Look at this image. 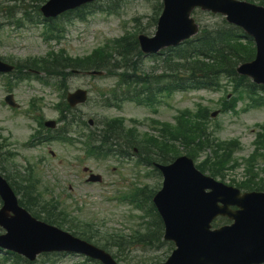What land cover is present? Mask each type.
I'll return each instance as SVG.
<instances>
[{
    "label": "rangeland",
    "instance_id": "rangeland-1",
    "mask_svg": "<svg viewBox=\"0 0 264 264\" xmlns=\"http://www.w3.org/2000/svg\"><path fill=\"white\" fill-rule=\"evenodd\" d=\"M159 3L160 0H107L104 7H111L114 13L96 12L87 16L83 22L73 21L70 24H66L65 19L58 20L56 22L60 25H66L65 34L59 43L46 44L43 39V25L26 23L20 13L21 10L25 11L35 19L43 3L38 0H0V57L17 62L27 58L44 57L49 50L56 51L61 48L72 57H83L103 44L106 39L116 38L125 31L134 30L133 27L137 25L133 21L134 18L139 19L140 27H146L144 33L152 36L155 26L150 24L151 18ZM10 16L21 20L23 24L19 29L10 23L8 19ZM193 16L199 25H207V28L220 27L221 18L218 16L201 11L195 12ZM39 17L42 18L41 15ZM141 62L143 64L140 67L141 70L150 73L153 66L152 60L142 58ZM51 79L47 78L50 81L46 85L34 78L18 82L12 77L7 79L0 77V135L7 139V150L12 153L6 167L19 168L22 171L32 167L34 174L40 180L39 189L46 192L43 199L46 201L50 198L55 199L59 202L60 210L63 209L66 213L67 217L60 220L64 223V229L69 228L70 224H79L81 227L76 226L75 230L86 232L82 230V227L93 225V241L100 246L106 245L109 252L115 254L117 247L106 243L116 239L115 236L129 237L133 231L132 227H137L141 222L138 219V212L128 204L120 203L117 200V194L130 192L134 185L148 184L152 187L159 182L160 187L161 178L150 174L151 167L134 168L136 156L126 161L113 157L87 158L76 140L74 144L55 140L36 147L25 144L33 131L37 129L35 120L26 111L30 99H42V104L39 106H41L42 117L45 119L57 120L59 117L55 105L61 100L62 92L54 87L56 79ZM9 82L12 85L15 100L21 105L17 112L2 102L6 91L5 84ZM114 83V77L106 75L89 77L74 73L67 79L64 91L65 93L73 92L77 88L89 91V101L79 107L85 121L92 119L95 126L97 121L123 118L126 128H129L132 126L130 120H135L139 122L135 127L140 135L144 132L154 135V131L149 127L150 119L174 123V117L178 112L185 109L195 111L199 105L207 107L209 114L219 111L214 118L210 117L208 132L212 138L221 142L238 139L242 146V149L234 154L238 161L250 154L256 125L264 123V107L242 110L247 97L240 100L235 112H220V99L225 93L231 92V84L225 81L222 89L217 92L209 90L175 92L170 97L161 99L155 108L150 109L128 102L120 110L104 108L98 104V99H102L98 92L113 87ZM29 112L37 115L35 111ZM60 126L61 124H58V127ZM215 139L213 141H216ZM216 144L219 142L216 141ZM85 167L93 173L100 174L102 183L93 185L85 183L82 176V169ZM243 172L242 166L234 172H229L225 183H229V179L233 177L240 180ZM261 177L264 178V165ZM123 243L125 250L123 254L121 253L122 255H119L121 257L119 264H158L159 261L160 263L165 261L171 253L167 246L155 250L149 247L147 249L129 247L126 242ZM13 261L12 257L0 252V264H12ZM37 261V264L42 263L40 257ZM42 264L90 263L85 262L81 257L59 255L53 260H45Z\"/></svg>",
    "mask_w": 264,
    "mask_h": 264
},
{
    "label": "water",
    "instance_id": "water-1",
    "mask_svg": "<svg viewBox=\"0 0 264 264\" xmlns=\"http://www.w3.org/2000/svg\"><path fill=\"white\" fill-rule=\"evenodd\" d=\"M87 0H51L42 11L54 16L67 8H73L77 3ZM199 6L203 10L220 13L227 16V20L242 27L252 35L257 44L256 60L244 66L239 72L253 75L264 81V9L238 3L234 0H165V10L159 19L158 30L154 38L139 37V44L144 53L157 52L159 49L178 43L181 39L195 33L191 20L188 19L191 10ZM81 93H79L80 95ZM71 105L75 101L70 98ZM83 97L80 95L78 101ZM165 175L162 192L155 201L165 215V239L172 240L178 249L172 254L165 264H252L264 262V227L261 229L257 223L264 225V197L253 194L240 196L232 188L213 183L212 180L200 176L194 171L189 161L177 160L168 167H161ZM210 189V194L204 190ZM5 210H15V202L7 190L3 194ZM224 203L225 208H217L215 214H227L236 223L230 227L232 230L222 229L213 233L207 231L211 216L205 217L200 209L192 212L191 207L198 204ZM237 205L244 210H251L252 214L238 217L236 213H228L227 205ZM262 210V211H260ZM260 211V212H259ZM35 223V221H32ZM19 223L21 233L29 232L31 238L42 237L39 244L26 247L22 244L23 235H17L13 226L7 221L3 224L9 229L10 234L0 238V245L13 249L16 248L28 255L34 256L45 249H80L66 236L62 237L34 228V224ZM241 222V224H240ZM38 225L37 223H35ZM249 231L245 237V231ZM242 236L236 238V233ZM37 235V236H36ZM20 237L14 243L8 237ZM38 237L36 238V240ZM17 243V244H16ZM68 250V249H66Z\"/></svg>",
    "mask_w": 264,
    "mask_h": 264
},
{
    "label": "trees",
    "instance_id": "trees-1",
    "mask_svg": "<svg viewBox=\"0 0 264 264\" xmlns=\"http://www.w3.org/2000/svg\"><path fill=\"white\" fill-rule=\"evenodd\" d=\"M74 13L78 17L80 16V10H77ZM240 34L241 33L235 29L221 28L220 30L217 29L208 32L204 31L201 35L186 42L183 46L167 51L168 55L166 56H168V59L165 61V63L169 62L171 64L169 60L172 56H176L179 59L184 58V61L186 60V62L183 64H176L175 70H171L170 73H173L174 71L182 72V70H184L183 72L189 74V77L196 78V84L204 85V83H201L204 77L216 78L222 73H231L228 71V69L234 68L238 61H249L253 58L254 51L252 50V46L250 44L244 46L246 49L241 47L243 45L239 43V39L241 38ZM133 53L139 54V51L135 37L130 36L123 40L113 41L109 45L94 51L90 56H87L83 59H73L61 52L57 55H51V57L47 59L25 62L24 66L28 69L40 70L47 73L55 72L58 74L60 73V75L68 68L78 70H111L110 62L115 60V55H117L119 60L115 61L120 65L117 64L113 68H123L125 71L120 74L121 79L124 77L128 79L124 86L126 91L120 90L119 92L122 93H117L115 90H111L109 92L111 100L117 102L123 96H125L126 93L134 92L138 86L148 90V84H151L152 82L161 83L165 81L167 76H172V74L168 75L169 72L166 70V68H163L161 72L157 74V76L152 78L147 77V74L145 73H138V71L135 70L137 68V61L133 60ZM204 58L209 59L210 62L206 63L204 61L198 60ZM129 69H131V72H128ZM176 77H179V75H176ZM103 126L102 132L104 136L100 140L99 144L96 145L95 143H92L89 145V148L92 152H96L104 147L110 146L105 140L106 138L108 140H121L126 144L137 145L139 150L144 151V154L148 158L153 156L152 160L159 163H165L167 159L180 154L178 153L177 149H171L167 143L160 142L158 140H153L152 147L154 149H147L144 144L139 143L133 132L129 133V131L123 130L121 122L118 120L107 121L103 123ZM188 135L191 137L189 140L193 142L197 141V145L203 144L202 147H209L212 145L209 144L206 138L203 137V132L200 130H197L196 132H190ZM217 150H221V153L214 151L213 157L218 163V166L215 165L216 173L220 175L229 164L231 153L230 151L224 153V147L219 145L217 146ZM187 153L188 155L193 154V151L188 150ZM251 177V180L244 181L240 183L239 186L244 189L261 188L263 185L262 182H255V180H253L255 177L253 174H251ZM21 183L23 185H20V187H23L24 190L31 188L34 189L33 183H31V181L28 179H24V181H21ZM136 191L135 197L137 199H140L146 195L144 201L151 210L149 215L151 218H153V220L144 232L133 233L125 242L140 244L145 241H157L162 235L163 227L150 204V197L152 195L151 193H153V189L145 187Z\"/></svg>",
    "mask_w": 264,
    "mask_h": 264
}]
</instances>
